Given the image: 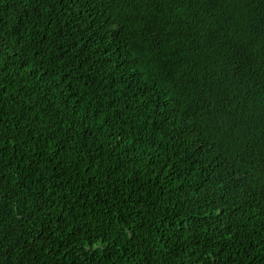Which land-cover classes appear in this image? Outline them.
I'll list each match as a JSON object with an SVG mask.
<instances>
[{"label":"trees","instance_id":"obj_1","mask_svg":"<svg viewBox=\"0 0 264 264\" xmlns=\"http://www.w3.org/2000/svg\"><path fill=\"white\" fill-rule=\"evenodd\" d=\"M0 264H264V0H0Z\"/></svg>","mask_w":264,"mask_h":264}]
</instances>
